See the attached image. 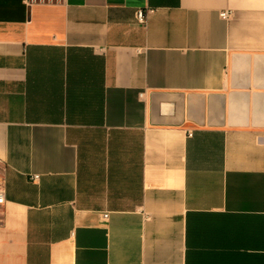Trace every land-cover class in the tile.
<instances>
[{
    "label": "crops",
    "instance_id": "0c3cea01",
    "mask_svg": "<svg viewBox=\"0 0 264 264\" xmlns=\"http://www.w3.org/2000/svg\"><path fill=\"white\" fill-rule=\"evenodd\" d=\"M0 159V264H264V0H0Z\"/></svg>",
    "mask_w": 264,
    "mask_h": 264
},
{
    "label": "built area",
    "instance_id": "2783aa9c",
    "mask_svg": "<svg viewBox=\"0 0 264 264\" xmlns=\"http://www.w3.org/2000/svg\"><path fill=\"white\" fill-rule=\"evenodd\" d=\"M62 0H27L28 5L32 6L34 4H52V3H57L60 2ZM155 13V9L153 8H149V9H139L136 12V20L138 23L140 24H146L148 22L149 16ZM231 12L230 11H226V12H222L221 17H223L224 19H229L231 17ZM192 131H189V135H192ZM6 163L4 161H2L0 159V206L4 205L6 202V177H5V173L4 170L6 168ZM34 181L38 180L40 178V175L35 174L32 175L31 177ZM103 218L105 220L109 219V213H104Z\"/></svg>",
    "mask_w": 264,
    "mask_h": 264
}]
</instances>
